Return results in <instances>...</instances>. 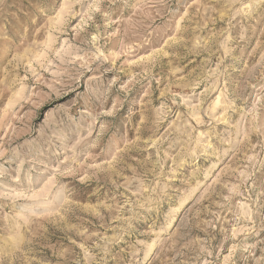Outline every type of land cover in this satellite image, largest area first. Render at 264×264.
Listing matches in <instances>:
<instances>
[{"label": "rangeland", "instance_id": "1", "mask_svg": "<svg viewBox=\"0 0 264 264\" xmlns=\"http://www.w3.org/2000/svg\"><path fill=\"white\" fill-rule=\"evenodd\" d=\"M0 264H264V0H0Z\"/></svg>", "mask_w": 264, "mask_h": 264}]
</instances>
